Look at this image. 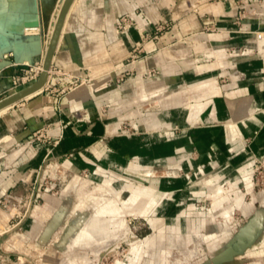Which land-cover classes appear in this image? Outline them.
<instances>
[{
    "label": "crops",
    "instance_id": "0c3cea01",
    "mask_svg": "<svg viewBox=\"0 0 264 264\" xmlns=\"http://www.w3.org/2000/svg\"><path fill=\"white\" fill-rule=\"evenodd\" d=\"M32 1L38 5L36 0ZM242 1L243 6L254 9L255 13L243 17L239 24L232 20L241 0H213L202 5L198 12L188 11L184 0L74 1L51 64L52 68H61L77 77L88 76L92 81L60 94L51 89L56 82L50 75L41 89L5 106L7 110L0 114V198L12 193L27 199L29 213L24 219L28 218L25 228L35 221L41 224L40 220L31 218L38 197H43L36 192V184L42 167L47 165L43 175L50 174L54 160L74 170L95 172L103 179L135 175L139 170L152 168L175 173V167L181 166L192 180L197 178V168H202L220 176L234 175L249 189L246 177L249 155L264 154V58L247 55L241 48L257 47L264 52V1ZM57 2L46 24L42 16L40 20L38 6L28 15L25 21L39 18L38 25H26L24 32L33 35L34 40H29L28 35L22 37L21 33L18 50L1 49L0 68L12 62L23 65L40 61L41 52L44 58L56 11L61 5ZM42 5H46V0H42ZM126 12L147 29L167 18L176 23L171 30L144 43L146 60H140L131 77V86L102 89L98 85L105 73L123 62L139 38L134 27L120 33L113 30L114 21ZM200 13L207 15L205 19L199 18ZM208 22L214 24V33L203 32L204 23ZM42 28L47 30L44 39L38 35ZM12 37L8 35L9 39ZM195 43L206 56L217 59L197 62L192 57ZM220 49L224 50L223 55L207 53ZM150 67L160 72L144 78ZM219 69L221 73L217 72ZM224 73L228 79L217 85L215 77ZM172 84L176 87L169 89ZM164 86L167 91L161 95L163 102L153 105L158 110L135 120L136 133H121L120 121L128 115L129 103L145 92ZM17 91L10 75L0 72V98ZM188 92L191 95L184 102L183 95ZM106 102H111L113 107L104 110L102 105ZM46 123L53 124L51 132L59 136L54 145L24 143L33 130ZM18 147L22 149L15 152ZM229 148L235 153H230ZM192 186L191 182L187 185L185 176L151 179L144 189L154 200L151 221L155 227L160 228L167 218L179 222L185 213L181 206L190 198ZM110 203L100 208L113 212L116 204ZM16 206L14 202L10 207L8 219L7 214L1 216L0 229L10 226L9 222L17 218L12 216L17 213ZM188 207L193 204L189 203ZM119 216L121 222L124 216ZM157 231L151 234L153 242L161 241L164 236L161 230Z\"/></svg>",
    "mask_w": 264,
    "mask_h": 264
},
{
    "label": "rangeland",
    "instance_id": "374dc122",
    "mask_svg": "<svg viewBox=\"0 0 264 264\" xmlns=\"http://www.w3.org/2000/svg\"><path fill=\"white\" fill-rule=\"evenodd\" d=\"M211 1L213 0H184V3L188 11L198 12L202 5ZM36 2L39 3L40 14L46 24L51 20L52 10L57 0H46L45 6L42 5V0H36ZM59 3L60 1L57 5ZM240 4L232 20L236 24H239L242 19L238 16V10L242 8L243 3L240 2ZM254 13V9L246 8L245 17ZM122 14L117 17L114 24ZM198 16L202 20L207 15L200 13ZM135 22H137L136 19ZM164 22H167L168 26L164 28L162 34L171 30L176 23L172 18H167ZM213 25L209 22L204 23L203 32L214 33L216 29ZM138 27L143 28L140 24ZM46 34L47 30L43 28L40 33L43 39ZM23 35L29 34L23 32L22 37H25ZM192 46V57L197 58V62H210L217 59L215 56H206L203 48L198 44L195 43ZM249 48L254 47L241 49L247 55L264 58V52H260V48L255 47L248 52ZM41 58L43 60L42 52ZM14 63L3 66L0 72L8 74ZM27 64L24 66L29 68L34 63ZM50 66L52 67V64ZM124 68L125 65L121 63L117 68L106 72L99 83L101 86L98 85L99 88L106 89L113 85L124 86L125 81L135 75L134 71L133 74H127L124 79L116 81V76H119ZM60 70L63 69L60 68ZM217 72L221 73V70ZM217 72L215 71L216 74ZM71 75L77 77L72 73ZM144 78L147 77L144 76ZM215 79L217 85L222 84L228 79L227 73ZM56 80L55 78L54 86L58 88L56 92L65 94L74 87L90 83L92 78L78 77L77 84L62 92ZM64 81L67 82V79H62L59 83ZM174 87L176 85L172 84L168 88ZM183 87L189 86L183 84ZM165 91H167L166 86L163 89L155 88L145 92L143 96L134 98L129 103L128 115L120 121L126 126L121 133L128 135L136 133L138 128L134 125L135 120L139 116L145 117L149 113L156 112L158 109L153 106L158 99L156 95L163 94ZM190 95L189 92L184 94L183 101H188ZM102 107L108 110L113 107V104L106 102ZM229 152L235 153L233 148H229ZM249 156L246 171L249 185L247 190L243 182L234 175L220 176L215 171L205 172L202 168H197V178L192 177V180L189 179L190 173L184 172L181 166L175 167V173H167L166 169L152 168V173L138 172L135 175L108 176L109 179H103V176L95 172L87 169L74 170L62 166L60 160H54L59 165L51 167L50 174L43 175V171L47 168V165H44L36 184V192L43 197H38L36 214L34 211L31 218L40 220L41 224L35 221L27 228L24 227L28 219L24 220L29 213V205L27 199H23L20 208L14 211L18 213L17 218L9 222L10 230L0 235V250L7 254L0 264H18L19 262L21 264H72L70 259L75 264H115L117 261L131 264H264V163L260 161V155L252 152ZM255 157L259 158V161ZM172 175L185 176L187 185H190V182L193 184L190 188V198L181 206V209H185V213L181 214L179 222L167 218L161 223L160 228L155 227L151 221L154 218L152 214L154 200L150 199L145 189L152 178ZM102 186L103 189L100 188ZM127 186H131L134 191H142L138 192L139 197L134 206L143 208L145 204L150 203L148 211L146 213L137 210L125 212L123 219L127 223L128 230L120 228L121 216L116 206L113 212H108L109 210L106 209L107 213H102L98 216V221H95L93 213L100 208V205L108 203L116 192H119L124 199L129 197L131 190ZM219 186H221L220 191H218ZM189 203H192L193 207L189 208ZM253 218H257L258 222L252 236L241 241L242 232ZM86 222L89 224V229L99 232L96 233L98 242L91 243L86 239L84 241L87 243L77 245L72 234L77 227H82ZM157 230H161L164 236L161 237V241L153 242L150 237L151 234L158 233Z\"/></svg>",
    "mask_w": 264,
    "mask_h": 264
},
{
    "label": "bare ground",
    "instance_id": "6f19581e",
    "mask_svg": "<svg viewBox=\"0 0 264 264\" xmlns=\"http://www.w3.org/2000/svg\"><path fill=\"white\" fill-rule=\"evenodd\" d=\"M7 1V2H6ZM0 0V51H1V48L2 49H5L7 47H11L13 50H18L19 48V43L22 42L21 41V33L23 32H26L27 29L24 25L25 23V20L26 18L28 17V15H32L33 12H35L36 10V7L38 6H35V3L32 1V0ZM64 0H60L61 4L63 3ZM75 0H72L71 1V4L69 5V8L67 10V13H66V16L69 14V11L73 5ZM77 1V0H76ZM61 5L57 8V11H56V16H55V22H56V18H57V15H58V12H59V9H60ZM73 9V8H72ZM66 16H65V19H64V22H63V25L61 27V31L59 33V36H58V39L61 35V32H62V29H63V26H64V23L65 21L67 20L66 19ZM35 18V16H34ZM55 26V25H54ZM54 29V28H53ZM115 29V28H114ZM53 33V32H52ZM8 35H12L13 39H9L8 38ZM52 36V35H51ZM210 36V35H208ZM15 37V38H14ZM206 37V36H205ZM29 40H34V37L33 35H28L27 37ZM208 38V37H207ZM51 39V37H50ZM49 39V40H50ZM58 39H57V42H58ZM209 40V39H208ZM264 41V40H262ZM33 42V41H32ZM47 42V41H46ZM50 42V41H49ZM48 47V46H47ZM56 47H57V43H56ZM55 47V49H56ZM55 52V51H54ZM208 54H211V53H214L216 55H223L225 52L224 50L220 49L218 51H213V50H209L207 52ZM54 55V54H53ZM213 56V55H212ZM45 57V56H44ZM53 58V56H52ZM143 59V58H142ZM145 59V58H144ZM31 60V59H30ZM44 60V58H43ZM43 60L41 58L40 60V63H39V66H38V69H39V74L40 72L43 70ZM146 60V59H145ZM52 61V59H51ZM27 62V61H26ZM140 60H134L133 62H131L130 64H127L125 65V68H138V64H139ZM128 65L130 67H128ZM134 68V69H135ZM51 70H52V67L49 66V68L47 69V79L48 77L50 76V73H51ZM160 72V71H159ZM155 76V75H153ZM152 76H150L151 78ZM38 78V77H37ZM36 81V80H35ZM35 81H32L30 84H33ZM47 81V80H46ZM108 83V82H107ZM164 85V84H163ZM124 86L125 88L128 87V86H131V78L127 79L124 83ZM165 87V86H164ZM23 88V87H22ZM41 88V87H40ZM39 88V89H40ZM187 88V87H186ZM21 88H17V90H20ZM127 89V88H126ZM38 90V89H37ZM35 90V91H37ZM33 91V92H35ZM32 92V93H33ZM11 94V93H10ZM31 94V93H30ZM29 95V94H28ZM162 94L160 93H157V102L156 104L158 105L159 102H163L160 98ZM13 102H10L8 104H5L3 106L0 107V114L3 113L4 111L7 110V105L11 104ZM163 104V103H162ZM159 107V106H158ZM22 148L21 147H18L16 148L14 151L15 152H18V150H21ZM54 165L57 166L59 165L58 163L54 162ZM154 171V170H153ZM138 172H143V173H152L151 169H144V170H139ZM168 173H174V172H168ZM142 175V174H141ZM130 188L131 190V193L129 195V197L127 199H124V197L122 198L120 193L119 192H116L114 194V197L113 198H110L109 201L111 202L110 204L112 203H115L116 204V207L118 209V212L120 215L123 216V214L127 211H130V212H133V211H139L141 213H146L148 211V208L151 206V204L149 203L148 205L145 204L143 206V208H137L134 206V203L137 201V198L139 197L138 193H136V191H134V189L131 187V186H127ZM101 189H103L104 187H100ZM218 191L221 190V186L218 187ZM153 197V196H152ZM148 198V197H147ZM151 199V198H150ZM149 199V200H150ZM116 200V201H114ZM152 201V200H151ZM118 204V206H117ZM120 204V206H119ZM147 205V206H146ZM113 206V205H112ZM102 207V206H101ZM116 207H113L114 210ZM106 210L103 208V209H99V210H96L93 214L94 216V220L95 221H98V216L101 215L102 213H104ZM10 212V211H9ZM9 212L5 211V210H2L0 209V218L3 214H7L8 217H6L7 219L9 218V216L11 215ZM109 212V211H108ZM107 213V212H105ZM88 222H86L82 227L79 226L77 227L75 230H74V238H75V241L74 242H77L75 244L79 245V244H83L84 243H87L86 241L84 240H88V242L90 241L91 243H95V242H98V238H97V231L94 229H89L90 227H88L89 224H87ZM120 228H125L126 230H128V226H127V223L125 222V220L122 219V221L120 222ZM10 230V226L9 225H5L4 228H1L0 229V233H3V232H6ZM97 233V234H96ZM244 235H246V232L244 233ZM133 245V244H132ZM134 251V250H133ZM70 262L72 264H75L74 261L72 259H70ZM18 264H21V262H19ZM115 264H131L130 262H125V261H117Z\"/></svg>",
    "mask_w": 264,
    "mask_h": 264
},
{
    "label": "built area",
    "instance_id": "2783aa9c",
    "mask_svg": "<svg viewBox=\"0 0 264 264\" xmlns=\"http://www.w3.org/2000/svg\"><path fill=\"white\" fill-rule=\"evenodd\" d=\"M242 3H244L241 0ZM246 3V2H245ZM246 15V8L242 5V8L238 10V16L243 18ZM168 26L167 22H159L155 23L151 29L142 28L140 29L138 27L137 22H135V19L131 16L129 13L122 14L119 19L114 24V28L116 32H123L128 30L131 27H134L137 29L139 33V38L136 39L133 42L132 47L128 50L122 64L127 65L133 62L134 60H137L139 58H142L146 55L145 49H144V43L149 39H154L160 36L164 30ZM254 48H249L247 51L250 52ZM40 61L34 62L32 66L29 68H26L23 64L20 65L18 63H14L12 65L11 70H9L7 73L10 75L13 83V88H22L28 84H30L32 81H35L37 77L39 76V66ZM136 71L134 68H124L121 70V74L119 76H116V81H120L124 79V76L127 74H133V72ZM159 73V69L156 67H150L145 73V77L153 76ZM50 75H53L54 78H56L58 82V86H60V92L65 91L67 88H72L73 85L77 84L78 77H74L71 75L70 72L60 70V68H52ZM67 79V82H63L64 85L61 86L63 83H59L60 80ZM83 80V79H82ZM52 90L57 91L58 88L55 86H51ZM53 127V124L46 123L37 129L33 130L27 138L24 139L25 144H39V145H54L57 141L59 136L57 134H53L51 132V129ZM123 127H126L125 124H121V130L123 131ZM256 160L259 161V158ZM254 159V160H255ZM260 161L264 163V154L260 155ZM17 203V208H20V203L22 202V199L18 196L7 193L4 197L0 198V208L4 210H9L10 207L13 205V203ZM18 213H13L12 216H17ZM3 233H0V235ZM7 254L0 250V261L4 260V257Z\"/></svg>",
    "mask_w": 264,
    "mask_h": 264
},
{
    "label": "water",
    "instance_id": "95a60500",
    "mask_svg": "<svg viewBox=\"0 0 264 264\" xmlns=\"http://www.w3.org/2000/svg\"><path fill=\"white\" fill-rule=\"evenodd\" d=\"M71 1L72 0H64L63 3L61 4V7L59 9V12H58V15L56 18L53 33H52V36H51L50 42L48 44L44 60H43V70L40 72L36 81L33 84H28V85L24 86L23 88H21L17 92L11 93V94L3 97V98H0V107L5 105V104H8L10 102H15V101L27 96L28 94L32 93L33 91H35V90H37L43 86V84L45 83V81L47 79V69L51 65V59H52V56H53L54 51H55L57 39H58L59 33L61 31V27L63 25L67 10L69 8V5L71 4ZM38 13L40 15V20L42 21L39 3H38ZM38 24H39V18L38 17H36L34 20L25 21V25L36 26ZM42 30H43V28L40 30V33ZM40 33L38 35H40ZM257 222H258L257 218H253L251 220L249 226L247 228H245L241 234V237H240L241 241L244 238H249L252 236V233L255 230ZM245 232H246V235H244Z\"/></svg>",
    "mask_w": 264,
    "mask_h": 264
}]
</instances>
